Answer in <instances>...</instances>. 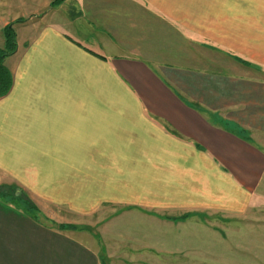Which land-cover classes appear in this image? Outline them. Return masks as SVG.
<instances>
[{"label":"crops","instance_id":"obj_1","mask_svg":"<svg viewBox=\"0 0 264 264\" xmlns=\"http://www.w3.org/2000/svg\"><path fill=\"white\" fill-rule=\"evenodd\" d=\"M37 6L0 0V46L8 18H28L6 60L0 182L76 215L145 211L158 241L165 220L264 199V0ZM39 210L0 194V264L134 262Z\"/></svg>","mask_w":264,"mask_h":264},{"label":"rangeland","instance_id":"obj_2","mask_svg":"<svg viewBox=\"0 0 264 264\" xmlns=\"http://www.w3.org/2000/svg\"><path fill=\"white\" fill-rule=\"evenodd\" d=\"M43 2L44 0H37L39 7L37 6L36 14ZM11 8L16 9V4ZM28 15L31 17L30 13ZM8 19L9 21L5 22L6 26L16 22L12 21V18ZM17 24L14 23L15 31ZM0 184L6 189L9 187L13 193L17 191L15 188L18 185H13L8 180ZM261 190L264 195V189ZM21 194H25L23 195L25 200L16 198L17 194L7 197L16 201V204L28 208L35 207L37 210L43 208L42 213L39 210L41 214L39 217L45 221H50L52 217V222H68L76 226L72 227L75 230H86L89 236L105 240L107 245H110L104 246L105 254L126 257L134 261L123 263L117 258L116 262L110 264H264V199L252 203L243 214L190 213L186 215L189 219L184 225L165 220V225L162 224L160 227L162 231L154 233L163 237L158 241L156 236L149 239L145 237L153 224L149 219L150 215L145 211L124 207L112 210L104 208L94 214L82 216L54 207L27 192ZM109 221L113 224L109 225ZM146 246L147 250L148 247L152 249L146 252ZM151 250L164 252L153 256ZM143 259L148 262H142ZM137 260L140 262L136 263Z\"/></svg>","mask_w":264,"mask_h":264},{"label":"trees","instance_id":"obj_3","mask_svg":"<svg viewBox=\"0 0 264 264\" xmlns=\"http://www.w3.org/2000/svg\"><path fill=\"white\" fill-rule=\"evenodd\" d=\"M27 20L28 18H20L16 22H12L3 28L4 46H0V99L10 93L14 84V73L6 64L7 58L13 55L18 49L17 33L14 29V23H24L27 22ZM7 188L9 189V187ZM8 189L1 186L0 194H2V196H12L15 194L13 191H10L11 189ZM15 189L17 190L16 198H23L25 194L21 193H25L24 190L19 186ZM23 200H25V197Z\"/></svg>","mask_w":264,"mask_h":264}]
</instances>
